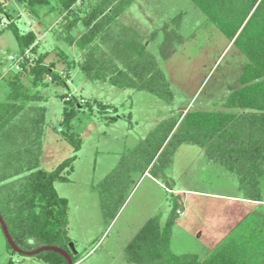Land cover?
<instances>
[{
    "label": "rangeland",
    "instance_id": "rangeland-1",
    "mask_svg": "<svg viewBox=\"0 0 264 264\" xmlns=\"http://www.w3.org/2000/svg\"><path fill=\"white\" fill-rule=\"evenodd\" d=\"M1 3L13 10L14 18L0 16V52L24 61L12 30H2L3 21L14 22L20 31L33 30L38 49L27 53L29 62L35 63L40 53L49 51L45 61L55 64L59 77L51 73L36 88L31 87L28 71L22 80L45 97L40 167L53 171L73 157V168L63 173L69 179L56 180L54 187L68 202L67 234L78 253L76 264H153V260L139 262L145 253L136 251L134 239L148 222L155 220L164 228L173 219L170 253L203 258L214 251L229 264L239 253V264H264V208L244 201L238 179L224 165L208 162L203 148L181 144L171 164L161 166L164 176L156 177L139 166L146 161L143 153L151 151L144 140L165 120L183 119L189 112L237 114L243 110L230 104L236 98L227 102L242 86L248 62L234 39L191 0H137L127 8L120 24L140 31L156 54L172 89L169 103L148 91L88 79L77 63L80 48L68 44L56 25L58 10L43 7L34 15L13 0ZM164 22H169L170 29L177 28L166 45L161 44ZM154 30L155 39L149 36ZM83 31L80 24L72 34L79 36ZM258 60L262 67V58ZM7 93L8 87L0 81V103ZM68 97L72 101L67 102ZM82 99L86 103L80 106L77 100ZM176 193H181L183 212L173 218ZM7 242L0 226V264H48L38 254L13 251Z\"/></svg>",
    "mask_w": 264,
    "mask_h": 264
},
{
    "label": "trees",
    "instance_id": "trees-1",
    "mask_svg": "<svg viewBox=\"0 0 264 264\" xmlns=\"http://www.w3.org/2000/svg\"><path fill=\"white\" fill-rule=\"evenodd\" d=\"M13 1L34 15L48 6L60 12L56 25L65 34L68 44L80 48L77 63L88 79L148 91L173 102L172 89L156 54L142 40L140 31L133 26H121L118 20L137 0ZM191 1L234 39L248 58L240 82L242 86L227 97L228 103L237 99L230 103L232 106L244 108L237 114L197 111L187 113L182 120L181 117L165 120L144 140V146L150 144L151 151L148 155L143 153L146 161L139 166L144 167V172L149 169L156 177L164 176L161 166L171 164L172 156L181 144H197L209 160L222 161L217 163L227 167L238 179L244 201L254 204L256 209L264 208V0ZM0 7V16L14 18L13 10L4 6L1 0ZM173 21L178 28L177 19ZM234 21L237 22L233 27ZM80 24L84 31L79 36L73 35L72 30ZM164 24L161 44L166 45L177 34V28L170 29L169 22ZM6 28L12 30L24 61H16L9 58L7 52H0V81L8 87L6 98L0 103V213L21 248L32 250L42 245H57L70 252L76 263L79 258L75 254L78 253H72L71 238L67 234L68 202L54 187L56 180L69 179L63 173L73 168V157L62 161L53 171L40 167L47 112L46 105L41 102L45 97L25 86L22 80L28 71L31 87L36 88L51 73L55 78L59 77L54 72L55 64L45 61L49 51L40 53L35 63L29 62L27 53L38 49V36L33 30L20 31L14 22L7 23L2 30ZM155 31L149 35L153 39L157 37ZM66 101H72L71 97ZM77 103L81 106L86 101L77 100ZM165 152L167 155L164 156ZM158 160L164 164L160 165ZM175 198L173 218L183 212L181 193H176ZM173 220L164 228L152 220L138 233L134 239L139 248L136 251L145 253L139 262L229 264L214 251L203 258L196 254L170 253L168 241ZM8 246L15 251L9 243ZM38 255L48 264H69L55 251H43ZM238 257L239 253H235L230 264H239L236 262Z\"/></svg>",
    "mask_w": 264,
    "mask_h": 264
},
{
    "label": "water",
    "instance_id": "water-1",
    "mask_svg": "<svg viewBox=\"0 0 264 264\" xmlns=\"http://www.w3.org/2000/svg\"><path fill=\"white\" fill-rule=\"evenodd\" d=\"M0 224H1V227L3 229L4 235H5L8 243L11 245V247L16 252H19V253H22L25 255H35V254H39L43 251H55V252L62 254L68 260L69 264H76V263H74L70 252H68L66 249H64L60 246H57V245H42V246H39L38 248H35L32 250H27V249L21 248L13 239V237L9 231L8 225H7L6 221L4 220L1 213H0ZM71 248L75 253H77L76 247H75L73 242H71Z\"/></svg>",
    "mask_w": 264,
    "mask_h": 264
},
{
    "label": "crops",
    "instance_id": "crops-1",
    "mask_svg": "<svg viewBox=\"0 0 264 264\" xmlns=\"http://www.w3.org/2000/svg\"><path fill=\"white\" fill-rule=\"evenodd\" d=\"M118 20L120 21L121 19H120V17L118 18ZM181 119H182V117H181ZM204 151V150H203ZM204 153H205V151H204ZM205 156L207 157V155H206V153H205ZM208 162H222V161H220V160H209L208 158L206 159ZM221 164V163H220ZM221 165H223V164H221Z\"/></svg>",
    "mask_w": 264,
    "mask_h": 264
},
{
    "label": "built area",
    "instance_id": "built-area-1",
    "mask_svg": "<svg viewBox=\"0 0 264 264\" xmlns=\"http://www.w3.org/2000/svg\"><path fill=\"white\" fill-rule=\"evenodd\" d=\"M1 24H2V26H5L6 25V22L3 21ZM69 98L70 97H68L67 99H69Z\"/></svg>",
    "mask_w": 264,
    "mask_h": 264
}]
</instances>
